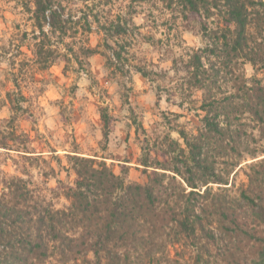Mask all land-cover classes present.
I'll return each mask as SVG.
<instances>
[{
    "label": "rangeland",
    "instance_id": "obj_1",
    "mask_svg": "<svg viewBox=\"0 0 264 264\" xmlns=\"http://www.w3.org/2000/svg\"><path fill=\"white\" fill-rule=\"evenodd\" d=\"M27 1L0 0V193L4 182L22 178L55 208L65 207L68 202L61 191L75 181L73 156L93 159L95 167L104 163L126 183H146L139 165L142 150H149L151 160L165 161L163 137L179 140L172 131L176 126L194 133L202 115L198 110L202 92L188 88L181 75L175 76L170 50L179 56L183 50L203 47L202 23L211 29L229 26L169 0H61L65 17L70 18L68 37L61 43L49 35L54 45L58 43L59 57L41 71L34 55L32 21L23 7ZM117 17L122 23L132 21L125 35L111 38L97 30L95 20L108 26ZM85 22L91 26L90 33L84 32ZM104 40L112 46L116 41L123 44L129 64L145 65L153 74L144 78L133 70L112 73ZM82 45L96 49L97 54L87 58L78 53ZM243 72L247 79L264 82V69L254 72L245 64ZM101 109L110 118L106 141ZM242 122L255 124L245 116ZM250 127L245 145L251 149L262 141ZM262 158L244 155L234 168L227 159H216V172L228 184L207 185L204 204L208 210L201 217L204 223L211 222L217 240L207 243L201 237L174 243L172 236V241L167 239L172 245H166L165 257L156 255L161 259L158 264H258L255 222L238 197L249 185V166ZM254 173L258 175L257 169ZM235 217L242 227L233 231L230 222ZM221 225L228 228L225 233L218 231ZM68 264L89 263L79 258ZM138 264L156 262L146 257Z\"/></svg>",
    "mask_w": 264,
    "mask_h": 264
},
{
    "label": "trees",
    "instance_id": "obj_2",
    "mask_svg": "<svg viewBox=\"0 0 264 264\" xmlns=\"http://www.w3.org/2000/svg\"><path fill=\"white\" fill-rule=\"evenodd\" d=\"M169 2L205 19L216 17L229 26L211 29L202 23L203 47L183 50L179 56L169 52L175 76L181 75L188 88L202 92L200 126L194 133L180 126L172 128L179 140L163 137L165 161L151 160L149 150H142L139 165L147 177L144 184L126 183L104 163L95 167L93 159L71 157L76 178L73 186L62 187L61 195L68 204L61 209L37 195L27 180L4 182L0 193V264H68L79 258L89 264H138L146 257L158 264L161 259L156 255L165 257L170 243L167 239L172 236L174 243L201 237L214 243L217 236L211 222L205 226L201 217L208 210L204 204L207 185L228 184L216 172V159L225 158L234 168L244 155L263 157L249 166V185L238 198L255 222L258 264H264V82L256 77L247 79L243 72L245 64L254 72L264 69V0ZM23 7L32 21L39 70H47L59 57L58 43L54 45L49 35L64 43L70 18L65 17L61 0H29ZM128 22L117 17L107 26L95 20L97 30L111 38L125 35ZM83 27L84 32H91L88 22ZM103 48L112 73L133 70L144 78L153 74L145 65L129 64L123 44L116 41L112 46L104 40ZM78 53L88 58L97 50L82 45ZM244 116L255 124L250 127L242 122ZM100 119L106 141L110 118L105 109L100 110ZM248 127L257 130L262 141L251 149L245 145ZM230 223L233 231L242 227L236 217ZM217 229L225 233L228 228L221 225ZM141 248L145 253H140Z\"/></svg>",
    "mask_w": 264,
    "mask_h": 264
}]
</instances>
